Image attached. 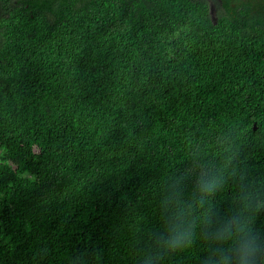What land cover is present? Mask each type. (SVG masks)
Returning <instances> with one entry per match:
<instances>
[{
	"label": "trees",
	"instance_id": "16d2710c",
	"mask_svg": "<svg viewBox=\"0 0 264 264\" xmlns=\"http://www.w3.org/2000/svg\"><path fill=\"white\" fill-rule=\"evenodd\" d=\"M214 2L0 0V264H141L202 166L264 199V0Z\"/></svg>",
	"mask_w": 264,
	"mask_h": 264
},
{
	"label": "clouds",
	"instance_id": "9594fccd",
	"mask_svg": "<svg viewBox=\"0 0 264 264\" xmlns=\"http://www.w3.org/2000/svg\"><path fill=\"white\" fill-rule=\"evenodd\" d=\"M222 168L200 167L190 199L183 198L182 180L168 186L161 199V230L152 234L141 264H159L166 254L183 252L200 238L208 245L200 264H264V231L254 226L255 214L264 208L260 193L242 191L239 206L228 214L206 207L226 183Z\"/></svg>",
	"mask_w": 264,
	"mask_h": 264
},
{
	"label": "flooded vegetation",
	"instance_id": "af4514ba",
	"mask_svg": "<svg viewBox=\"0 0 264 264\" xmlns=\"http://www.w3.org/2000/svg\"><path fill=\"white\" fill-rule=\"evenodd\" d=\"M209 4H210V7H211L210 10H211L212 16H216V14L219 11L220 7L214 2V0H209Z\"/></svg>",
	"mask_w": 264,
	"mask_h": 264
}]
</instances>
